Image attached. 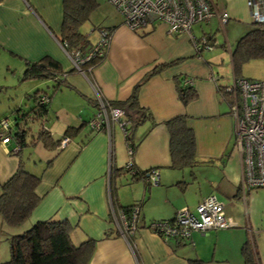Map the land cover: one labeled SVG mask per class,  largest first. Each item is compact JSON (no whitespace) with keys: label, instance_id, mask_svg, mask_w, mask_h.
Here are the masks:
<instances>
[{"label":"crops","instance_id":"obj_1","mask_svg":"<svg viewBox=\"0 0 264 264\" xmlns=\"http://www.w3.org/2000/svg\"><path fill=\"white\" fill-rule=\"evenodd\" d=\"M212 3L218 12L228 13L225 23L232 28L233 42L230 44L225 34L227 46L216 45L227 49L231 62L230 52L237 38L251 26L249 8L246 0ZM212 18L217 27L224 28L225 23L222 26L215 15L197 24L195 30L191 28L192 35L210 36L214 43ZM61 21L62 0L0 1V61L11 59L25 68L27 63L49 57L61 70H70L72 63L59 41ZM102 27L112 31L103 57L89 73L74 70L66 74L59 88L51 85V94L39 88L51 78L27 79L31 82L28 91L40 89L49 96L44 123L53 136L59 137L68 126L81 127L62 147L48 149L35 142L22 149L25 167L30 162L27 168L40 176L36 191L41 199L29 223L68 220L72 242L94 239L87 264H190L192 259L203 264H244L241 249L247 241L254 245L257 263L264 264V187H241L234 117L230 103L219 91L231 83L215 66L221 51H197L188 34L170 33L163 22L131 30L116 17ZM87 42L84 49L95 40L87 38ZM179 76L192 79L196 92L187 104L178 97ZM135 86L137 100L152 120L142 121L133 131L131 162L139 169L156 167V184L118 170L129 159L118 125H113L109 138L106 131L91 133L87 122L83 124L97 110L93 103L96 91L107 101H120L130 97ZM19 102L15 109L21 107ZM179 114L186 115L194 129L198 161L182 169L169 166L168 135L163 124ZM15 144L13 140L0 141V183L18 165L17 155L10 153L14 147L16 150ZM110 168L116 171L110 174ZM212 193L223 203L225 215L234 222L232 227L193 231L185 241L164 239L149 229L152 220L170 219L180 207L192 209ZM135 203H139L136 228L128 238L120 207Z\"/></svg>","mask_w":264,"mask_h":264},{"label":"trees","instance_id":"obj_2","mask_svg":"<svg viewBox=\"0 0 264 264\" xmlns=\"http://www.w3.org/2000/svg\"><path fill=\"white\" fill-rule=\"evenodd\" d=\"M96 5V0H62L59 41L65 51L69 52L76 47L81 50L88 49H84L88 43L87 36L79 30V26L89 18L90 12ZM97 28L98 30H108L109 33L112 31L110 27L98 26ZM206 37L209 45H213L211 37ZM103 54L104 49L101 54H95L81 63L79 68L89 73L101 60ZM230 57L234 77L241 76L240 68L246 61L251 58L264 57V23L251 22L250 28L237 38L234 47L231 49ZM171 62L173 64L175 61ZM60 68L55 60L44 57L39 61L27 63L22 79L51 78L55 82L54 89H56L63 83V76L74 70L78 71L73 66L68 71H63ZM186 78L185 76L176 78L178 97L183 104H187L196 96L192 83H186ZM226 86L219 87V91L223 98L230 103L231 95L225 90ZM136 89L137 86L134 87L130 97L125 100L108 101L109 104L120 106L124 109L128 125L125 127L123 136L131 147L130 157L133 156L135 150V145L132 142L133 131L142 121L146 119L152 120L150 113L140 106L136 96ZM41 96H45L47 100L40 102L39 98ZM29 97L33 100L32 105L27 109L19 107L13 111L14 125L12 129L9 126L7 131L8 141L13 140L16 143L15 146H17L16 150L14 147L10 153L17 155L18 165L15 171L0 183V216L5 224L11 226L20 225L28 219L32 210L41 199V196L36 191L40 176L26 169L21 154L22 149L33 145L35 142H41L48 149L62 147L60 146L61 139L64 137L71 139L81 128L68 126L59 137L53 136L44 123L49 96L41 93L40 89H36ZM93 103L97 106L95 99ZM87 121H84L83 124H86ZM29 122L40 123L39 128L37 130L33 129ZM163 124L168 135L169 166L182 169L196 165L198 162L196 159V137L188 117L184 114L175 115L165 120ZM89 130L91 133L95 132L90 128ZM120 169L129 172L131 178H144L150 183L148 175L153 170H156V167L144 170L137 168L131 162L129 168L122 166L118 168V170ZM114 171L116 169L112 168L110 174H113ZM113 202L114 199L112 198ZM138 205L139 203L120 205L121 211L126 217L127 227L124 232L128 238L132 235L131 231L136 228V221L134 227L131 228V212L133 207ZM70 230L71 225L66 219L38 220L30 224L23 232L9 235V259L0 262V264H87L94 247V239L87 238L75 244L71 240ZM241 253L244 264H258L254 245H250L249 241L243 244ZM190 264H203V261L192 259Z\"/></svg>","mask_w":264,"mask_h":264},{"label":"built area","instance_id":"obj_3","mask_svg":"<svg viewBox=\"0 0 264 264\" xmlns=\"http://www.w3.org/2000/svg\"><path fill=\"white\" fill-rule=\"evenodd\" d=\"M123 17V23L131 30L152 22H163L170 33H186L193 40L196 50L210 48L206 35L196 38L192 35L191 28L194 23L208 21L212 16L219 17L223 26L227 21L228 13L219 12L214 7L212 0H109ZM249 8L251 22L264 23V0H246ZM98 41L86 50L73 48L66 51L72 66L81 70L80 64L90 59L95 54H101L105 49L110 33L108 30H98ZM185 82L191 84L192 79L186 78ZM230 93V112L234 117L235 141L240 154L241 187H264V80L234 77L231 84L225 87ZM95 101L97 110L88 120V127L95 132L106 131L111 137L113 125L125 133L128 121L124 109L111 105L96 91ZM40 102L46 101L45 96L39 98ZM8 118L0 119V141L8 142ZM69 141L64 137L60 146ZM128 161L125 166H131V147L127 144ZM151 184L158 182V171L153 170L148 175ZM124 229L126 217L122 212ZM137 219V206L131 212V228ZM234 222L226 216L223 203L215 194L202 198L197 205L190 209L182 206L176 210L173 217L168 220H152L149 229L162 238L174 237L179 241L190 238L193 231H208L209 229L232 227Z\"/></svg>","mask_w":264,"mask_h":264},{"label":"rangeland","instance_id":"obj_4","mask_svg":"<svg viewBox=\"0 0 264 264\" xmlns=\"http://www.w3.org/2000/svg\"><path fill=\"white\" fill-rule=\"evenodd\" d=\"M97 5L96 7L90 12L89 18L82 23L79 26V30L87 34V38L92 42H95V44L98 41V26L106 25L108 20H112L113 18L119 17L123 19L121 14L115 9V7L111 4L109 0H96ZM249 19L250 18V12H249ZM213 27H215V42L213 45L210 46V50H220L221 55L217 57L215 66L220 68L221 73L224 74L230 83H232L234 75L233 70L229 58V54L226 51L227 49L225 47H222L221 45L216 44H222L224 43L225 46H227L228 42L231 44L233 42L230 38V35L233 34L232 28L229 27V23H225L224 28L221 29L220 27H217V23L212 18L210 20ZM216 23V25H215ZM197 24L200 23H194L192 25L193 30L198 27ZM202 24V23H201ZM141 27V26H140ZM139 28V27H138ZM216 28H218L216 30ZM92 29V30H91ZM225 34L226 37H229V41L226 42L225 40ZM235 35V33H234ZM219 51V52H220ZM11 59H8V61H0V118L7 116L9 122V126L12 129L14 125V115L13 110L15 107L20 103L21 101V107L24 109L29 108L32 105V98L27 97L25 93H31L33 91H28L29 85H31V82H28L27 80L22 79V74L24 71V66L15 65ZM8 65V67L6 66ZM14 70V74L11 72ZM240 75L245 78L249 79H259L264 80V57L260 58H251L248 61H246L244 64H242L240 68ZM48 83V85L46 84ZM55 82L53 80H49L46 82H41L39 88H44L46 92L51 94L52 86ZM35 90V88L33 89ZM46 121V120H45ZM31 123V127L35 130L39 128L40 123ZM10 129V130H11ZM128 155H126L127 157ZM30 165V162L27 163V166ZM29 171L30 168H27ZM33 172V171H32ZM129 174L127 175V177ZM29 220L26 219L22 224L17 226H11L7 225L3 222L1 216H0V262L5 261L9 259V248H8V242H9V235L12 233H21L26 228L29 227ZM75 243H79V241H75Z\"/></svg>","mask_w":264,"mask_h":264},{"label":"bare ground","instance_id":"obj_5","mask_svg":"<svg viewBox=\"0 0 264 264\" xmlns=\"http://www.w3.org/2000/svg\"><path fill=\"white\" fill-rule=\"evenodd\" d=\"M87 125H88V121H87Z\"/></svg>","mask_w":264,"mask_h":264}]
</instances>
